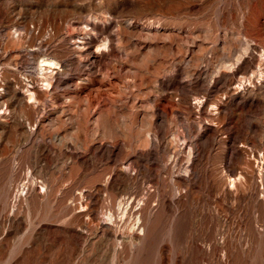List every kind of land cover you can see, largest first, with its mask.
<instances>
[{
  "label": "rangeland",
  "instance_id": "rangeland-1",
  "mask_svg": "<svg viewBox=\"0 0 264 264\" xmlns=\"http://www.w3.org/2000/svg\"><path fill=\"white\" fill-rule=\"evenodd\" d=\"M0 264H264V0H0Z\"/></svg>",
  "mask_w": 264,
  "mask_h": 264
},
{
  "label": "bare ground",
  "instance_id": "bare-ground-1",
  "mask_svg": "<svg viewBox=\"0 0 264 264\" xmlns=\"http://www.w3.org/2000/svg\"><path fill=\"white\" fill-rule=\"evenodd\" d=\"M87 43V46H90L91 43H93V40H88L86 41ZM88 52V51H87ZM94 54V53H93ZM57 64V62L52 59V58H47V57H44L42 60H41V66H42V69H46L47 67H55ZM48 71V69H47ZM53 71V70H52ZM42 73V72H41ZM46 76V75H45ZM45 78V77H44ZM50 79V78H49ZM46 80V79H45ZM42 83V82H41ZM46 83V82H45ZM44 84V83H43ZM46 85V84H45ZM51 86V84H49ZM47 85V86H49ZM55 85V84H54ZM38 89V88H37ZM28 91L30 92L31 94V97L32 95L34 94V92L30 89H28ZM39 91V90H38ZM28 92V93H29ZM26 94V93H25ZM10 95V94H9ZM16 95V94H15ZM35 95V94H34ZM4 108V107H3ZM23 186V185H22ZM179 191V190H178ZM127 200V199H126ZM127 208V207H126ZM125 210V209H124ZM106 217V216H105ZM109 218V217H108ZM114 219V218H113ZM134 226V225H133ZM192 235V234H191ZM90 238V237H89Z\"/></svg>",
  "mask_w": 264,
  "mask_h": 264
}]
</instances>
